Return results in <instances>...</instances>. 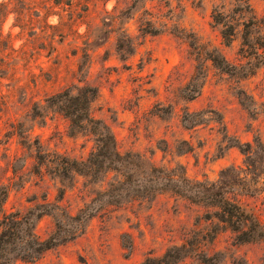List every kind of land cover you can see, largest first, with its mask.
Masks as SVG:
<instances>
[{
	"label": "rangeland",
	"instance_id": "374dc122",
	"mask_svg": "<svg viewBox=\"0 0 264 264\" xmlns=\"http://www.w3.org/2000/svg\"><path fill=\"white\" fill-rule=\"evenodd\" d=\"M232 5V0H0L5 210L60 203L76 214L94 197L84 177L63 184L49 173L48 162L39 163V153L46 159L56 153L85 159L94 148L90 135L71 136L68 120L46 108V99L66 88H98L93 114L112 127L122 152L141 153L159 166L183 164L194 180L217 181L223 169L244 167L245 155L236 147L225 148L224 135L241 142L259 136L264 142V66L239 79L205 60L207 79L200 96L189 102L181 96L196 69L197 47H217L230 62H243L241 38L227 46L213 21L216 7L229 10ZM250 5L264 22V0ZM239 89L251 96L248 107L241 104ZM186 109L193 115L188 117ZM260 186L253 195L239 188L238 198L264 221V183ZM60 188L66 191L58 201ZM207 211L208 206L171 192L153 201L108 207L77 238L37 261L13 264H140L172 245L197 244L199 236L197 252L177 264H264V240L234 244L230 231L202 240L212 229ZM54 228V217L45 215L37 232L47 237ZM199 251L213 256V262L201 261Z\"/></svg>",
	"mask_w": 264,
	"mask_h": 264
},
{
	"label": "trees",
	"instance_id": "16d2710c",
	"mask_svg": "<svg viewBox=\"0 0 264 264\" xmlns=\"http://www.w3.org/2000/svg\"><path fill=\"white\" fill-rule=\"evenodd\" d=\"M232 1L229 10L225 6L215 8L213 21L220 26L227 46L241 38L239 55L243 62H230L217 47L206 51H199L200 47H197L196 69L181 88V96L187 102L200 96L206 83L205 60H210L220 71L239 79L253 76L260 66H264V22L253 12L251 0ZM157 32L152 31L153 34ZM238 94L241 104L248 107L247 100L251 96L244 89H239ZM98 96L97 87L84 85L76 89L66 88L46 99L47 109L56 111L68 120L71 136L85 134L92 137L94 148L88 157L77 159L56 153L46 159L42 153L38 155L39 163L48 162L49 173L63 184L67 181L74 184L77 176L84 177V183L94 188V197L76 214L68 212L60 203L37 204L25 212L7 211L4 204L9 187H0L1 264H13L18 260L37 261L49 250L83 234L90 221L102 210L137 200L153 201L166 192L210 208L204 217L212 221V229L201 237L202 240L208 237L214 239L225 231L232 233L234 244L264 240V221L247 210L238 198L239 188L251 195L262 189L264 142L261 137L257 136L252 142H241L225 134V148H238L245 155L244 167L231 165L223 169L217 181L194 180L187 175L183 164L159 166L141 153L122 152L112 127L93 114V104ZM185 112L188 117L193 115L187 109ZM35 116H43V113L37 112ZM195 123L192 122L193 125ZM101 183L105 185L95 188ZM65 191L66 188L59 189L58 201L63 199ZM45 215L54 217L55 228L47 237H41L37 226ZM199 239L198 245L201 243ZM195 244L189 240L172 245L164 254L149 255L140 264H177L196 251ZM200 252L195 254L201 257V261L213 262V256Z\"/></svg>",
	"mask_w": 264,
	"mask_h": 264
}]
</instances>
